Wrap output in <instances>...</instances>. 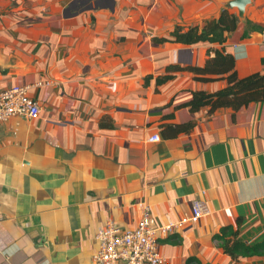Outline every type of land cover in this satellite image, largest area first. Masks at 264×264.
<instances>
[{
  "label": "crops",
  "instance_id": "0c3cea01",
  "mask_svg": "<svg viewBox=\"0 0 264 264\" xmlns=\"http://www.w3.org/2000/svg\"><path fill=\"white\" fill-rule=\"evenodd\" d=\"M228 1L103 0L69 16L73 0H0V90L28 87L41 107L36 119L0 126V264H94L109 220L134 230L145 203L153 225H164L190 217L196 200L208 215L160 240L164 258L264 264L236 261L215 240L238 221L245 242L264 240V102L192 113L183 106L192 92L221 90L226 80L182 72L144 84L171 65L214 57L208 50L221 46L152 38L201 26ZM248 20L263 31L243 39ZM224 48L239 76L264 74V0H253ZM190 123L191 132L169 137Z\"/></svg>",
  "mask_w": 264,
  "mask_h": 264
},
{
  "label": "trees",
  "instance_id": "16d2710c",
  "mask_svg": "<svg viewBox=\"0 0 264 264\" xmlns=\"http://www.w3.org/2000/svg\"><path fill=\"white\" fill-rule=\"evenodd\" d=\"M239 18L231 9H222L217 18L206 20L201 26L194 25L189 28L175 27L169 35L153 37L155 44H182L185 46H198L201 44L219 45L220 48L209 49L208 54L214 51L215 56L209 57L204 66H169L165 73L154 78L148 75L144 78L145 87L155 79L157 87L173 81L178 73L189 72L195 81L210 83L217 80H226L227 86L221 90L208 93L203 90L192 92V98L184 104L190 112L197 113L203 108H208L209 115H213L219 109L230 108L237 112L253 103L264 102V74L252 73L247 76H239L236 70V60L232 53L226 51L224 45L228 35L237 31ZM263 31L261 27L247 21L243 39L249 38L255 31ZM261 63L264 65V58ZM194 124L175 125L169 137H176L182 133L193 130ZM215 240L221 242L225 253L234 260L264 257V240L249 244L241 238V222L236 227L225 226L215 236Z\"/></svg>",
  "mask_w": 264,
  "mask_h": 264
},
{
  "label": "built area",
  "instance_id": "2783aa9c",
  "mask_svg": "<svg viewBox=\"0 0 264 264\" xmlns=\"http://www.w3.org/2000/svg\"><path fill=\"white\" fill-rule=\"evenodd\" d=\"M40 113L41 107L29 96L28 87L16 85L0 90V126L13 118L36 119ZM160 140L158 134L149 139L150 142ZM140 207L141 216L136 229L123 230L110 220L99 229L96 236L99 250L93 257L94 264H171L159 250L160 240L186 225L197 224L209 213L207 206L196 200L190 217L155 226L149 205L143 203Z\"/></svg>",
  "mask_w": 264,
  "mask_h": 264
},
{
  "label": "water",
  "instance_id": "95a60500",
  "mask_svg": "<svg viewBox=\"0 0 264 264\" xmlns=\"http://www.w3.org/2000/svg\"><path fill=\"white\" fill-rule=\"evenodd\" d=\"M253 4V0H229L225 3L227 9L237 11L239 20H247V10Z\"/></svg>",
  "mask_w": 264,
  "mask_h": 264
},
{
  "label": "rangeland",
  "instance_id": "374dc122",
  "mask_svg": "<svg viewBox=\"0 0 264 264\" xmlns=\"http://www.w3.org/2000/svg\"><path fill=\"white\" fill-rule=\"evenodd\" d=\"M103 0H99V2H95L92 0H73L72 2V10L69 12V16L75 15L76 13H80L83 10H89L92 9L95 6H103ZM109 0H104V3H106L108 6H110ZM75 9V10H74Z\"/></svg>",
  "mask_w": 264,
  "mask_h": 264
}]
</instances>
